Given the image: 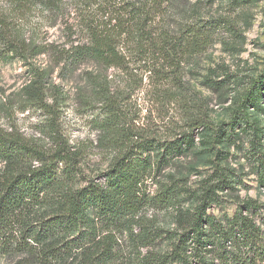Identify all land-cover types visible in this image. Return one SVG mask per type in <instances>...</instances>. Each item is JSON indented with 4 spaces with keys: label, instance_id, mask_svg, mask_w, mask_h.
I'll return each instance as SVG.
<instances>
[{
    "label": "trees",
    "instance_id": "trees-1",
    "mask_svg": "<svg viewBox=\"0 0 264 264\" xmlns=\"http://www.w3.org/2000/svg\"><path fill=\"white\" fill-rule=\"evenodd\" d=\"M213 1L0 0V61L24 62L22 109L47 113L53 135V145L46 147L0 124V259L8 264H264V202L238 197L232 216L208 214L218 192L230 186L224 169L196 188L166 172L195 148L197 137L213 151L214 143L230 141L234 127L245 121L254 132L250 156L264 189L262 131L243 115L248 105H257L255 96L245 95L227 128L195 109L184 79L186 65L212 44L218 26L233 25L226 16L199 14ZM250 2L230 5L236 9ZM51 28L61 29V41L49 40ZM145 78L156 103L180 107V121L165 130L168 135L137 124L138 105L131 99ZM74 79L84 83L76 97L90 110L98 145L112 155L104 170L84 179L81 148L72 149L53 123L55 105L67 94L60 84ZM163 211L172 227L159 224L157 214Z\"/></svg>",
    "mask_w": 264,
    "mask_h": 264
},
{
    "label": "rangeland",
    "instance_id": "rangeland-1",
    "mask_svg": "<svg viewBox=\"0 0 264 264\" xmlns=\"http://www.w3.org/2000/svg\"><path fill=\"white\" fill-rule=\"evenodd\" d=\"M230 1L214 0L203 5L198 12L206 19L229 17L233 25L218 26L212 44L186 65L184 79L197 101L195 109H201L199 113H205L212 122L223 123L227 128L240 101L246 94H253L257 105H248L243 115L253 127H259V131H262L259 143L261 152H264V0H251L246 6L236 9L231 7ZM49 34V40H62L59 28H51ZM45 60V57H40V61ZM27 80V67L21 59L0 61V124L8 130L18 129L25 136L38 139L46 147L51 146L50 116L33 107L22 109L19 91ZM146 83L147 78L144 79L143 88L134 93L131 99V103L137 104L139 109L136 112L137 124L168 135L165 130L180 121V107L172 102L161 107L145 87ZM83 84L78 79L60 84L67 94L64 100L55 105L58 111L53 121L57 135L66 140L72 149L81 148L84 154L79 166L81 179L104 170L112 156L105 154L98 145L99 132L91 121L90 110L77 100L75 91ZM253 133L243 121L234 127L231 140L214 143L213 151L200 145L198 140L201 137H197L195 148L166 172L183 177L189 187L196 188L209 179L214 181L220 169H224L221 174L227 176L230 186L218 192L217 200L207 210L208 214L232 216L238 197L264 202L257 164L250 156L249 143ZM157 218L162 227L173 226L171 216L164 211L157 214ZM8 261L1 258L0 264H8Z\"/></svg>",
    "mask_w": 264,
    "mask_h": 264
}]
</instances>
